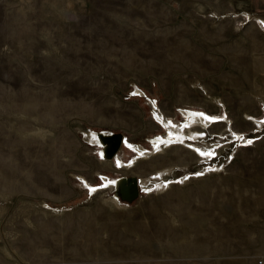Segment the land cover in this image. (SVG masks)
Returning a JSON list of instances; mask_svg holds the SVG:
<instances>
[{"label": "rangeland", "instance_id": "obj_1", "mask_svg": "<svg viewBox=\"0 0 264 264\" xmlns=\"http://www.w3.org/2000/svg\"><path fill=\"white\" fill-rule=\"evenodd\" d=\"M0 264H264V0H0Z\"/></svg>", "mask_w": 264, "mask_h": 264}, {"label": "water", "instance_id": "obj_2", "mask_svg": "<svg viewBox=\"0 0 264 264\" xmlns=\"http://www.w3.org/2000/svg\"><path fill=\"white\" fill-rule=\"evenodd\" d=\"M96 144L99 146V155L104 159H113L125 142L123 131L105 129L94 130ZM114 196L126 202H133L141 194L139 177L135 174L121 175L113 182Z\"/></svg>", "mask_w": 264, "mask_h": 264}, {"label": "bare ground", "instance_id": "obj_3", "mask_svg": "<svg viewBox=\"0 0 264 264\" xmlns=\"http://www.w3.org/2000/svg\"><path fill=\"white\" fill-rule=\"evenodd\" d=\"M156 139V138H155ZM155 139H153V140H155ZM125 140H127V139H125Z\"/></svg>", "mask_w": 264, "mask_h": 264}, {"label": "built area", "instance_id": "obj_4", "mask_svg": "<svg viewBox=\"0 0 264 264\" xmlns=\"http://www.w3.org/2000/svg\"><path fill=\"white\" fill-rule=\"evenodd\" d=\"M140 180V179H139ZM141 184V183H140ZM142 188V187H141ZM261 261H263V260H261Z\"/></svg>", "mask_w": 264, "mask_h": 264}]
</instances>
